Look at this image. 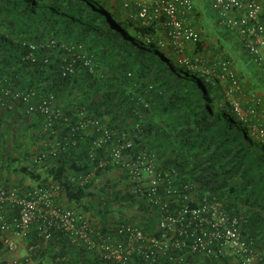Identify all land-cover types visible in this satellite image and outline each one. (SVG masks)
Wrapping results in <instances>:
<instances>
[{
    "label": "trees",
    "instance_id": "obj_1",
    "mask_svg": "<svg viewBox=\"0 0 264 264\" xmlns=\"http://www.w3.org/2000/svg\"><path fill=\"white\" fill-rule=\"evenodd\" d=\"M108 2L0 0V88L35 89L40 97L54 96L62 113L47 128L44 116L27 113L22 101H13L11 108L0 101V182L6 186H25V179L28 185L57 183L62 188L58 201L89 214L90 222L104 232L121 240L117 226L132 224L148 237L157 235L160 205L135 193L122 164L109 161L95 169L101 158H111L105 148L97 150L95 160L89 156L93 136L86 130L70 135L68 124H75L78 109L85 107L118 133L130 135L133 146L124 150V158L130 160L141 151L155 154L162 167H176L184 181L215 195L232 214L243 215L244 233L259 253L257 263L264 264V137L258 133L264 125L263 67L240 32L223 27L227 34L217 53L224 57L229 41L240 44L248 82L262 94L242 104L240 83L237 79L235 86L228 74L232 69L222 68L228 76L223 87L202 71L195 57L179 59L178 49L169 45L168 51L160 45L153 24L121 19ZM30 44L38 46L34 60L24 59ZM195 44L201 52L200 38ZM2 96L12 101L9 94ZM236 102L246 114L236 110ZM137 125L142 129L139 133ZM61 141L57 155L35 161ZM94 170L95 177L83 182ZM29 241L35 247H28V264H194L199 260L190 252L182 253L183 260L182 254L171 253H158L149 260L142 253L148 246L144 241L125 262L103 259L97 249L74 243L61 232L49 240L32 232Z\"/></svg>",
    "mask_w": 264,
    "mask_h": 264
},
{
    "label": "built area",
    "instance_id": "obj_2",
    "mask_svg": "<svg viewBox=\"0 0 264 264\" xmlns=\"http://www.w3.org/2000/svg\"><path fill=\"white\" fill-rule=\"evenodd\" d=\"M124 1L126 6L129 1L140 3L138 16L141 19L145 20L150 15L164 16L166 31L174 42L178 43L182 39L193 42L199 40V32L186 25L180 15L193 10V0H153L152 5L143 4L141 0ZM210 2L218 23L222 27L238 30L246 48L264 69V0ZM37 49L36 44H30L24 59L34 60ZM85 62L90 64L91 59L87 58ZM223 65L227 66L226 63ZM71 67L69 65L68 69L73 71ZM228 74L237 86L234 72L229 70ZM38 93L35 89L11 90L2 87L0 101L10 108L13 101H22L26 112L42 114L45 126L49 128L55 119L62 116L61 109L55 105L54 96L40 97ZM2 94H9L12 101L4 100ZM235 105L241 115L246 114L238 102ZM65 119L70 120L69 116ZM68 126L71 127L72 136L81 129L93 136L88 150L92 159L95 160L97 150L102 148L109 153L111 159L101 158L95 169L104 167L109 161L122 164L134 184L135 193L146 195L154 204L160 205L162 214L158 234L148 237L132 224H121L116 229L117 234L123 236L120 240L90 222L85 213L63 206L58 201L62 188L57 183L6 186L0 182V264L30 263L29 252L23 257L6 256L15 253L20 240L32 232L44 240L61 232L74 243H85L97 249L103 259L118 262L127 261L136 245L144 241L148 246L142 253L149 260L155 259L158 253L190 252L199 255V260L194 264H258L259 253L253 240L244 233L243 215L232 214L215 195L201 191L190 180L184 181L176 167H162L155 154L141 151L130 160L124 158V150L133 146L130 135L125 131L118 133L112 126L90 114L85 107L78 109L76 123H69ZM141 131L137 125L136 132ZM258 133L264 137V125L258 128ZM61 145L62 141L57 142L49 153L39 154L35 161L41 163L47 154L57 155ZM93 177L95 170L87 174L83 182ZM29 247L33 249L35 246ZM138 249L141 251L143 247ZM184 258L183 255L180 260Z\"/></svg>",
    "mask_w": 264,
    "mask_h": 264
},
{
    "label": "crops",
    "instance_id": "obj_3",
    "mask_svg": "<svg viewBox=\"0 0 264 264\" xmlns=\"http://www.w3.org/2000/svg\"><path fill=\"white\" fill-rule=\"evenodd\" d=\"M124 2V0H109L108 5L119 12L121 19L131 20L135 22L137 21L147 25L153 24L156 31L155 37L158 43L165 47L171 45L178 49L180 51V56L178 57L179 59L183 58L184 60H186L188 57H195L196 60L201 63L202 71H205L208 77L214 80L218 79L219 83H221L223 87L226 86V81L228 77L227 73L223 74L222 68L225 69L226 67L223 65V63H226L228 69L230 68L233 70L234 74H236V78L238 79L239 83V76H242V78L248 81L247 77H250V74L247 72V64H244V67H242L245 56L242 55L241 51H239L240 49L238 50V48L241 47L240 44L234 45L233 42L229 41L224 47V57H222V54L219 55L217 53V51L219 50L218 43L220 40L221 43H224L222 41L223 38L226 37L227 33L223 31V27L218 23L217 16L211 9L209 0H194L193 10L180 14L181 18L183 19L186 25L193 27L201 34L200 40L204 44V47L201 52L197 51L198 49L196 47L195 42L189 39H182L178 43L174 42L167 34L164 24V16L154 17L150 15L145 20L141 19L138 16V11L141 7L140 3L137 1H129V4L126 6ZM141 2L143 4L149 5L153 4V0H141ZM232 44L237 47H232ZM235 54H238V57L234 59ZM233 59L235 61H231ZM252 88L256 90L258 89L256 88V86L253 85ZM119 173H123V171L119 170ZM15 179L18 180L16 177ZM28 182L25 179L24 185H28ZM14 256L23 257L25 256V253H22L19 250L16 251L14 254L7 255L6 257L12 258Z\"/></svg>",
    "mask_w": 264,
    "mask_h": 264
},
{
    "label": "rangeland",
    "instance_id": "obj_4",
    "mask_svg": "<svg viewBox=\"0 0 264 264\" xmlns=\"http://www.w3.org/2000/svg\"><path fill=\"white\" fill-rule=\"evenodd\" d=\"M238 57V54H235L234 55V59ZM231 60V61H235V60ZM238 63V62H237ZM240 63V62H239ZM242 64V62H241ZM244 64L246 65L247 62L245 60H243V64H242V67H244ZM176 69H179V66H175ZM239 67V66H238ZM235 71V70H234ZM240 77V86L238 87L239 89V94H238V97H239V101L243 103H245L247 100L248 101H252L254 100V98L256 96H258L257 94H259L260 96L262 95L258 90L256 89H253L252 88V84H250L247 80H245L244 78H242V76H239ZM237 89V90H238ZM236 93V92H235ZM234 93V94H235ZM246 104V103H245ZM264 115V114H263ZM114 174L113 175H116L115 172H113ZM118 173V172H117ZM102 179V178H100ZM101 182V181H100ZM89 200H87V203H88ZM89 205H91L90 203H88ZM99 205V204H98ZM96 205V206H98ZM110 207H113V203L109 204ZM129 209V208H128ZM89 216V214H88ZM91 219V218H90ZM32 234V233H31ZM31 234L26 237V238H23L20 240L19 242V248L17 251H21L22 253H26L28 252V247H29V244H30V241H29V237L31 236ZM11 254H14V253H11ZM10 254V255H11Z\"/></svg>",
    "mask_w": 264,
    "mask_h": 264
},
{
    "label": "clouds",
    "instance_id": "obj_5",
    "mask_svg": "<svg viewBox=\"0 0 264 264\" xmlns=\"http://www.w3.org/2000/svg\"><path fill=\"white\" fill-rule=\"evenodd\" d=\"M194 1V0H193Z\"/></svg>",
    "mask_w": 264,
    "mask_h": 264
}]
</instances>
